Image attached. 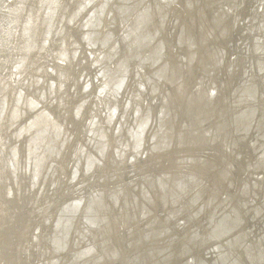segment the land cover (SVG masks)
I'll return each instance as SVG.
<instances>
[{"label": "bare ground", "instance_id": "1", "mask_svg": "<svg viewBox=\"0 0 264 264\" xmlns=\"http://www.w3.org/2000/svg\"><path fill=\"white\" fill-rule=\"evenodd\" d=\"M256 2L0 0V264H264L249 243L264 213L240 205V149L222 148L264 125V70L218 63ZM54 95L76 115L68 129L50 121ZM252 105L249 122L232 116ZM227 205L241 215L230 232L217 227Z\"/></svg>", "mask_w": 264, "mask_h": 264}, {"label": "water", "instance_id": "2", "mask_svg": "<svg viewBox=\"0 0 264 264\" xmlns=\"http://www.w3.org/2000/svg\"><path fill=\"white\" fill-rule=\"evenodd\" d=\"M262 3L264 5V0H257V2L255 3L256 5H253L249 8V10L252 13H256V15L254 16L256 19H252L251 17V21H250V18L248 17L249 22L248 24H246L245 36L243 38L237 39L229 48L226 47L225 49L223 48V50L220 49L218 51V58H219L218 63H221L220 59H223V57L227 58L229 56L228 60H232L233 62H235L236 59L240 60V58L245 57L246 60L244 62L245 64H244V69L242 73H244V70H245L246 75H247L250 68L259 73H261L262 70H264V46L262 47V44L264 43V39H263L264 34H260L259 37L251 36L255 27L264 25L263 24L264 23V13H263L264 11H263V8H260ZM228 7H229L228 5H225L224 9H228ZM255 40L259 42L261 41L262 44L255 45L254 49L251 52L250 50L247 51L246 48L248 47L250 49L252 46V42ZM233 53H236V54L233 55ZM248 55H252V57ZM252 65L254 68L252 67ZM246 67H250V68H247L248 71L246 70ZM209 74L212 75V78L215 81H220V82L227 76V73L221 67L220 69H217L215 72H209ZM244 83H247V82L244 81L243 84ZM249 86H250L249 84H244L243 89L249 88ZM252 87L253 88L250 90L251 93L253 94L259 93V89L257 87L255 86H252ZM243 89L241 88L240 91H242ZM209 93L213 94L212 90L209 91ZM255 112H256V107L252 105V106L244 108L242 114L241 112L239 113L232 112V116L234 118H237L238 114H240L241 117H243L244 121L249 122L248 118L253 117ZM260 118H262L264 122V114H261ZM222 148L227 154H231L232 152H234L236 148L240 149L238 152H236V156L235 158L232 159V163H230V166L234 168H237V166L241 163L243 165L241 168V174L243 175L244 180L241 183L242 186H241L240 193L242 194V197L241 198L239 197L240 205L243 206V205H247V203H255L260 209L261 214L264 213V207L258 204L256 200V198L260 196V193L257 191V188L260 189L261 187H263L262 190L264 191V180H263L264 168L262 167V164H264V160H263L264 159V125L259 126V128H257L256 131H253L250 134L249 141L247 143L240 141L238 144H226ZM202 160L203 162H206L205 160H207V158L204 157ZM262 160H263V163L261 164ZM224 174H227V172L225 171ZM192 181H194V177L190 176L189 178L184 177V179L179 181V183L180 185H182L183 182L188 183ZM229 184L233 185V181H229ZM245 191H249L247 193H250V194L246 195ZM262 196L264 199V193ZM254 215L255 214L253 213L252 217H254L253 218L254 220L256 216H260V215H255V216ZM261 217H264V214ZM229 219L230 221L228 222ZM239 219L241 220V215H240V212L237 210V208L236 207L233 208L232 206L227 205L226 209H224V211L218 215L217 227L219 229H223V231L230 232L237 225V223L239 222ZM248 223L249 222H247V227H249ZM247 230L248 229H245L246 233L245 234L243 233V236H245L246 239L248 240V234L250 231L249 230L247 231ZM251 234L253 235V238H252V241L249 242L251 243L250 247L251 249H254L253 242L257 241L258 244L261 245L259 247V255L260 257H262L260 250L262 248L264 251V244H263L264 243V221L261 218L260 220H257V222H253ZM237 236L238 238H240V234H238ZM256 237H257V240H256ZM186 264H210V263L204 257H200L199 260H196V258H194L190 260L189 263L187 262Z\"/></svg>", "mask_w": 264, "mask_h": 264}, {"label": "rangeland", "instance_id": "3", "mask_svg": "<svg viewBox=\"0 0 264 264\" xmlns=\"http://www.w3.org/2000/svg\"><path fill=\"white\" fill-rule=\"evenodd\" d=\"M74 45H75V43L74 44L70 43L67 46V49L73 51V46ZM53 101H54L53 102V107H52L53 111L49 112L50 121L52 122V124L55 123L56 121H58V122H60V127H64L65 129H68L72 125V121L74 122L76 115L73 114V111L67 113V108H64L62 106L61 100L57 97V95L53 96ZM59 101H60V105L62 106V109H66L65 110V112H66L65 117L62 116V111L59 112V110H58L59 108L57 106V103ZM86 126L88 128V123H87ZM78 129H79V126L77 127V130H76L77 132H78ZM66 131H68V130H66ZM70 138L72 139L71 134L69 133V131H68L67 134H64L63 138H62V142L64 143L63 146H66L65 156H64V159H65L64 166H65V168L67 167V170H69V160H70V156H71V151H70V149H68V147L70 146ZM45 227H46V229H50L49 222L47 223V225ZM50 232H51V229L49 230V234H50ZM43 233H44V235L48 234V230H46V232H45V229H44ZM35 239H36L35 232L33 230H30V232L27 235V241H26V243H25V245H24V247L22 249L25 254H26L27 251H29L30 253L35 251ZM36 255H37V253L33 257V264H39V263L41 264L42 260L39 259V261H37L36 260ZM27 259H28V256H26V260L24 261V264L28 262Z\"/></svg>", "mask_w": 264, "mask_h": 264}]
</instances>
